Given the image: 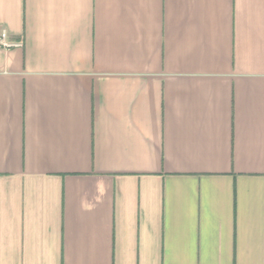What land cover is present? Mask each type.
Listing matches in <instances>:
<instances>
[{"label":"crops","instance_id":"0c3cea01","mask_svg":"<svg viewBox=\"0 0 264 264\" xmlns=\"http://www.w3.org/2000/svg\"><path fill=\"white\" fill-rule=\"evenodd\" d=\"M0 264H264V0H0Z\"/></svg>","mask_w":264,"mask_h":264},{"label":"built area","instance_id":"2783aa9c","mask_svg":"<svg viewBox=\"0 0 264 264\" xmlns=\"http://www.w3.org/2000/svg\"><path fill=\"white\" fill-rule=\"evenodd\" d=\"M20 47H21V43L18 41L10 40L5 30L0 32V49L11 50V49H16Z\"/></svg>","mask_w":264,"mask_h":264}]
</instances>
